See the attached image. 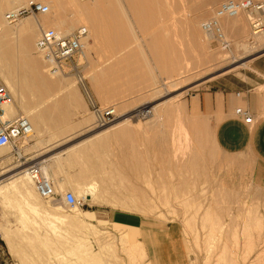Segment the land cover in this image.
Instances as JSON below:
<instances>
[{"label":"rangeland","instance_id":"1","mask_svg":"<svg viewBox=\"0 0 264 264\" xmlns=\"http://www.w3.org/2000/svg\"><path fill=\"white\" fill-rule=\"evenodd\" d=\"M34 1L50 6L49 20L76 21L71 32L86 26L91 33L85 20H80L73 0ZM87 1L91 5L101 1L106 10L111 7L107 0ZM122 1L126 33L109 30L96 39L97 44L90 36L86 49L89 87L103 107L113 106L118 115L106 128L114 127L122 116L133 117L106 136H95L97 130L106 128L96 126L74 77L60 75L69 86L52 87L51 92L40 95V89L32 86L36 84L32 69L27 67L29 72L20 64L22 55L14 50V59L19 56L15 77L24 102L32 111L42 113L43 125L61 128L56 136L67 137L66 149L86 141L67 151L56 172L51 171L57 194L54 200L42 203L56 205L52 212L59 218L29 210L19 196L0 201V264H161L145 240L149 231H131L147 251L146 257L138 250L132 255L123 243L128 229L92 222L84 213L91 208L138 215L162 230L171 226L178 232L187 264H264V169L217 147L213 126L199 101L205 91L233 88L240 80H248L253 59L264 54V37L259 40L252 35L248 14L241 13L238 31L227 30L223 21L234 42L233 50L218 51L202 32L201 23L227 0H218L207 11L202 8L206 0ZM140 4L147 7L143 13L146 22L138 18ZM10 10L5 8L4 13ZM29 17L33 18L25 16L9 26H18ZM193 17L201 33L185 30L187 19ZM38 36L31 43L30 56L43 64L45 75L55 77L49 73L47 60L36 52ZM163 60L165 64H180L165 72ZM210 72L208 77L213 78L203 77ZM155 105L156 111L152 110ZM146 109L152 111L143 116ZM15 166L12 154L10 159L0 160V177L15 176L20 172ZM90 182L97 184L102 202L86 199L85 207L78 209L103 234L89 238V247L101 256L87 262L78 260L76 252L70 250L69 242L78 234L60 217L74 214L75 209L63 203L62 195L72 191L78 196L77 190Z\"/></svg>","mask_w":264,"mask_h":264},{"label":"bare ground","instance_id":"2","mask_svg":"<svg viewBox=\"0 0 264 264\" xmlns=\"http://www.w3.org/2000/svg\"><path fill=\"white\" fill-rule=\"evenodd\" d=\"M25 1L26 0H0V77L3 79V82L9 87L10 92L12 94V105H10L8 114L10 116L11 115L13 116L15 114H23L26 117H28L33 124V127H34L33 135L31 136V138L29 140H27L25 143L22 144L24 154L28 155L27 153H29V151L34 148L33 140L35 139L37 131L40 129V127L44 123V118H43V115L41 112L36 113V111H32L29 104L24 102L22 90L19 88L20 83H19L18 79H16V77H15V75H16L15 68L18 65V64H16V62L18 63L17 58L19 56L16 55V58L14 59V50L17 51L15 53H18V51H20L19 54L21 53V55H22V58L20 59V61H22V62L20 64L24 63V68L26 67L25 69H27V67H30V69H32L33 77H35L33 79L34 80L33 82L36 83L35 85L33 84L32 86L36 87V89L37 88L40 89V90L37 89V90H39L40 95L47 94L52 89V87L54 88L57 86H62L63 88H66V86H69V85L66 84L62 78H60V75L65 77L66 74H56V73L49 71L51 76L53 75L56 77V79H52L55 77H48L47 75L44 74L43 64L41 65L40 62L31 58V56H30L31 55L30 54L31 43L32 42L34 43L35 37L38 36L37 31L40 30L41 25H43L44 27H47V28L57 29L58 31H60L64 34H70L71 30L74 29V27L76 25V21H68L66 19H62V20L60 19L58 21L49 20L48 18L50 17V13H47V14H41L42 16H44L42 18V20L38 18L39 16L38 17L32 16L33 18H30V17L28 19L26 18V20H24L18 26H11V25L9 26L10 23L6 20V14L7 13H4V9L5 8H7L9 10L10 9L11 10L18 9V8L22 7L23 5H25V3H26ZM30 1H32V0H30ZM73 1L76 4L77 14H78L80 20L84 19L86 24L91 29V33H89L88 39L90 36L95 37V44L98 43L97 40L99 39V37H101L105 33L107 34V31H109V30H113L116 34H122L123 35L124 33H126V31H127L126 24L124 23V21L122 19L123 15H124V13H123L124 7H123V1L122 0H107V1H109L110 5H111L110 9H108V10H106L103 7V4L101 3V1H97L93 5H91L90 2L88 3L87 0H73ZM183 1L189 2L190 0H183ZM206 1H207L206 4H203V5L201 4V5H202L203 10L207 11L208 9L211 8V5L216 3L218 0H206ZM140 2H142V1H140ZM192 6H194V5L192 4ZM146 8L143 5L141 6V4L138 8L139 9L138 18L140 19V22H146L145 21L146 19L144 17L145 15L143 14L146 12L145 11ZM148 9H149V7H148ZM147 14H148V12H147ZM125 15H126V13H125ZM239 15L236 17H228V18H225L223 20L224 26L226 27L227 30H229V31H238L239 30V19H238ZM146 18H148V16H146ZM147 22H148V20H147ZM199 24H198V26H199ZM185 30L186 31L193 30V31H196L197 33H201L199 31L198 27L195 25V18L194 17L187 19ZM201 30H202V28H201ZM109 34H110V32H109ZM252 35H254V36L256 35L255 37L260 40L264 37V29L262 31H254V32H252ZM246 46H249V45H246ZM119 47H120V45H119ZM35 49H36V44H35ZM36 52H38V51H36ZM39 54L43 56L44 60H47V58L43 54H41V53H39ZM164 61L165 60H163V63L165 64ZM41 63H42V61H41ZM246 63H244L242 65L246 66ZM164 64H163V67H164V69L166 68L165 72H167V71L172 72V71L176 70V67H177L176 65L179 66L180 63H178V62L175 63L174 61H171L169 64L168 63H166L165 65ZM167 64L169 66H167ZM17 67L19 68V66H17ZM30 69H27V70L29 72H32V71H30ZM32 74L30 75V77L32 76ZM210 74H212V73L211 72L206 73L203 77H206V76L208 77V75H210ZM150 75H151V73H150ZM210 78H213V76L211 75V77H208V79H210ZM28 80H29V78H28ZM30 81H32V80H30ZM30 81L28 82V84L30 83ZM26 84H25V88L27 86ZM36 85H38V86H36ZM32 86L31 87L29 86L28 90H30V92L32 91V89H31ZM27 88H26V91H27ZM35 91L36 90L34 89V92ZM74 91H73V93H74ZM32 93H33V91H32ZM75 93H76V91H75ZM75 93H74V95H75ZM180 95H177V96H180ZM75 98H78V97H75ZM157 109H158V106L155 105L152 110L156 111ZM152 110L146 109V111H144V112H150ZM132 118H133L132 116H126V117L122 116V117H120V121L114 127L116 129H118L119 127L123 126L126 122H131ZM108 126H110V125H108ZM108 126H106V127H108ZM106 127H103V128H106ZM114 127L112 126V127L106 128V129L102 128L103 130H97V134L95 136L96 137L100 136V135L106 136L109 132L114 131V129L112 130V128H114ZM90 139L91 138H89L88 140H90ZM85 141H86V139H85ZM85 141H83L82 143H84ZM79 143L82 144L81 142H79ZM80 144H78L76 146L69 147V149L67 151H72L77 146L79 147ZM86 149H87V147H86ZM0 150H1L0 151V158L10 157V155L12 154V149L10 147L0 148ZM10 150H11V153H10ZM91 150H92V148H91ZM91 150H89V152H91ZM85 153H86V151H85ZM32 158H34V157L32 156ZM43 161L46 162V160H43ZM22 168L23 167L17 168L15 166L14 169L20 170V172L17 173L15 176L9 177L8 179L0 177V201L6 200L8 198H16L17 196H19L20 198H22V200L24 202L23 203L24 206H26L29 210L34 211L35 213H38V214H45L48 217H54V219L59 218L57 216L58 214L52 212V209L56 208V205L52 206V205H47V204L42 203V200H44V199H42L41 196L36 191L32 180L30 179L29 175L27 174V171L25 169H22ZM45 169L50 174V176H52L50 169H53V167H51L49 165H47V166L45 165ZM60 185L62 186V183H60L59 186ZM96 185L97 184H94L91 182L87 183L85 186L83 185V187H81L80 189L77 190L78 196L84 197L85 199L93 200L94 202L100 201V199H102V198L97 193V186ZM56 187L57 186L55 183V189H56ZM47 202H49V201H47ZM101 202L102 201H100V203ZM7 203L14 204L11 201H9V202L7 201ZM17 205L20 206L21 204L17 203ZM60 220L62 222H64L65 224H67L69 227L73 228L77 232V234L79 235V236L75 235L76 240H74L73 242H69L70 243V250H73L74 252H76V254L78 256V260L80 258L81 260H86L87 262H89V261L97 260L101 256V252L92 250V247H89L90 246L89 238L92 239V238H97L99 236H102L103 232H101V230H99L95 225H93V223H91V221L86 219L84 217L83 213L81 211H79L78 208L74 209V214L62 216V217H60ZM187 224H188V222H187ZM2 233L5 237L6 233L4 231H2ZM123 241H124L123 243L125 245V250L130 252L132 255H135L136 250H138L143 257L147 256V251H146L143 243L140 241H135L132 238V236L130 235L129 231H127L125 233V236L123 237ZM7 245H8L10 250L14 249L13 243L11 241H8ZM146 264H150V263L146 262Z\"/></svg>","mask_w":264,"mask_h":264},{"label":"built area","instance_id":"3","mask_svg":"<svg viewBox=\"0 0 264 264\" xmlns=\"http://www.w3.org/2000/svg\"><path fill=\"white\" fill-rule=\"evenodd\" d=\"M50 12V6L39 1H30L22 7L10 10L6 20L10 24L19 22L25 16L38 17ZM247 13L252 32L264 29V3L256 0H227L204 20L201 24L202 31L220 52H231L234 42L226 34L223 20ZM89 29L81 26L64 34L57 29L41 25L36 50L43 54L48 61V70L56 74H66L75 78L85 96L89 108L95 117L98 128L106 127L117 120L116 109L113 106L103 107L89 87L85 75L86 49L88 44ZM12 105V94L9 87L0 78V148L10 147L15 158L16 167L25 169L32 180L38 194L45 201L54 200L56 197L55 180L45 169V161L32 159L25 155L22 144L31 138L34 127L31 120L23 114L9 115ZM149 112H142L143 116ZM236 114L246 123H252L253 118L249 111L238 108ZM63 203L69 208H84L86 199L77 197L72 191L62 195Z\"/></svg>","mask_w":264,"mask_h":264},{"label":"crops","instance_id":"4","mask_svg":"<svg viewBox=\"0 0 264 264\" xmlns=\"http://www.w3.org/2000/svg\"><path fill=\"white\" fill-rule=\"evenodd\" d=\"M247 78L233 88L223 86L205 91L200 94L199 101L213 126L217 147L264 169V54L253 59ZM240 107L249 111L252 123H246L236 114ZM56 133H61L60 127L42 124L33 140L34 148L28 153L34 157L32 159L46 160L45 165L53 167V174L68 150L65 147L67 137L59 138ZM84 213L92 222L127 228L135 241L140 240L131 231H149L145 240L151 243L161 264H187L178 232L171 226L162 230L156 223L145 222L138 215L107 208H91Z\"/></svg>","mask_w":264,"mask_h":264},{"label":"flooded vegetation","instance_id":"5","mask_svg":"<svg viewBox=\"0 0 264 264\" xmlns=\"http://www.w3.org/2000/svg\"><path fill=\"white\" fill-rule=\"evenodd\" d=\"M7 158H9L10 159V157H5V158H0V160L2 161V160H4V159H7ZM10 160L8 161V163L10 164Z\"/></svg>","mask_w":264,"mask_h":264}]
</instances>
